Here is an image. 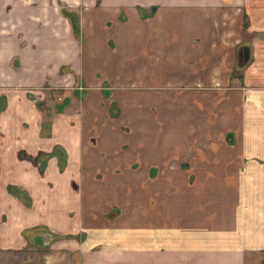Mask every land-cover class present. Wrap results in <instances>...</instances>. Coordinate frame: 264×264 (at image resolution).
Wrapping results in <instances>:
<instances>
[{"label": "crops", "instance_id": "crops-1", "mask_svg": "<svg viewBox=\"0 0 264 264\" xmlns=\"http://www.w3.org/2000/svg\"><path fill=\"white\" fill-rule=\"evenodd\" d=\"M64 64L96 126L74 130L67 102L59 144L84 208L71 220V178L34 163L57 143L29 95ZM40 225L59 236L49 247L22 235ZM262 252L264 0H0V264H255Z\"/></svg>", "mask_w": 264, "mask_h": 264}, {"label": "rangeland", "instance_id": "rangeland-1", "mask_svg": "<svg viewBox=\"0 0 264 264\" xmlns=\"http://www.w3.org/2000/svg\"><path fill=\"white\" fill-rule=\"evenodd\" d=\"M7 10L9 11V9H7ZM65 10H68V8H65ZM62 15L65 18H67L63 13H62ZM77 17H78V24H79V37L76 38L73 35V33H72V35L78 41H81L83 38V36H82L83 33L80 29L79 16L77 15ZM69 24H70V22H69ZM70 27H71V24H70ZM11 63H12V67L15 70L20 69L21 61H20L19 56H13ZM33 84L34 85L32 86V91H30L29 95H30V99L32 100V104L34 106H36V110L38 111V115L41 117L40 135L43 138H47V137L52 138V142L57 143V144H55L54 147H58L61 149V151L59 152L60 153V159H61L62 163L65 164V166L62 170L63 171L62 176L71 178L70 182L68 183V189L65 191V196H67V199L69 201L68 211H69V217L71 220L72 218H75L76 216H78V213H83V210H84V208H82L78 204L79 197L77 196L80 194L79 191H80V184H81L82 175H79L78 173H73L70 170V167H66L67 166L66 151H65L64 147L61 144H59L60 143L59 135L60 136L63 135V133H61L62 132V123H61L62 115L61 114H62V112H65L64 107L67 104V102H69V104H70L72 102L71 100H75V102H72L73 105L70 106V108H69V114H70L69 123L71 124L72 128H74V130H78L81 133H88L89 135H91V133L96 132V126H92V125L89 126L87 123V120H85L84 116H83L85 111L82 108V105H83L82 102L85 100V95L87 92L85 88H87V87H86V85H84V83L82 81L78 80V78L76 79L75 72H72L71 66L67 65V64H64L62 69H60V71L57 75L56 83H54V84H49L48 82L40 83L38 80H35L33 82ZM1 107H3V110H4V108L6 107L5 102L2 103ZM132 109H133V107H130V106H128L127 108L124 107V113H125V115H128L127 121L129 123L132 120L136 121L138 119L137 117H135L131 114ZM109 112H110V117L111 116L116 117L120 113V110L117 106H115V107H110ZM138 121H140V120H138ZM54 147H53V149H54ZM50 153H51V151L49 153H46V154H50ZM41 157H42L41 160H39L38 163L36 164L38 169H40V166L42 167V169L47 168L50 161L51 162L56 161L55 157H53V156L51 158H48V159H46V157H43V155H41ZM64 157H65V159H64ZM43 172H42V174H43ZM52 184H54V182L49 180V185L52 186ZM60 190H61V192L64 193L63 183H61ZM65 196H62V197H65ZM27 201H28V203L26 205L30 206L29 198H27ZM96 202H97V204H101V202L98 200ZM23 204H24V202H23ZM71 207H73L74 210L73 209L71 210ZM101 207H103V206H101ZM97 208H99V207H91L90 206L88 209L89 210H95ZM118 212H119V209L115 207L114 210H112V216ZM108 216H110V215H108ZM42 226L43 225H40V227L31 229V230H29V229L24 230L25 232L35 230V231H32L33 232L32 237H35L34 239H32V242H29L25 238V240L27 241L29 246H32V247H49L50 245L49 246H46V245L50 244V241L52 239H54V238H55V240L58 239L59 236L54 235V234H51V236H50L46 231L47 229L45 227H42ZM263 254H264V252L260 253L261 257L258 259V261H260L261 263H259L258 261H252V263L264 264Z\"/></svg>", "mask_w": 264, "mask_h": 264}, {"label": "trees", "instance_id": "trees-1", "mask_svg": "<svg viewBox=\"0 0 264 264\" xmlns=\"http://www.w3.org/2000/svg\"><path fill=\"white\" fill-rule=\"evenodd\" d=\"M61 12L68 18L70 24H71V31L73 33V35L78 38L79 37V24H78V17L74 12H70L68 10H65V8L61 9ZM61 149L58 147H54V149L52 150V152L49 154V157L55 156L57 158L58 161V167L59 170L62 171L65 164L62 163L61 159H60V152ZM42 155V154H40ZM38 156V155H37ZM36 156V158H37ZM65 159V157H64ZM36 159H34V163H35ZM9 191L10 193H12L13 195L17 196L18 198H20L22 200V202H24V204H27V196L20 190H18L16 187L14 186H10L9 187ZM35 231V230H32ZM32 231H27V232H22V235L29 241L32 242Z\"/></svg>", "mask_w": 264, "mask_h": 264}, {"label": "flooded vegetation", "instance_id": "flooded-vegetation-1", "mask_svg": "<svg viewBox=\"0 0 264 264\" xmlns=\"http://www.w3.org/2000/svg\"><path fill=\"white\" fill-rule=\"evenodd\" d=\"M76 15H77V14H76ZM51 152H52V151H51ZM40 154H42L43 157H46V159L51 158V157H49V156H50L49 154H46V153H39L38 156H37V158H36V161H35L36 164H37L38 161L41 160V158H42ZM53 157H55V156H53ZM55 159H56V164L58 165L57 158L55 157ZM66 161H67V159H66ZM58 168H59V167H58ZM40 171H44V169H42L41 166H40ZM46 231H47V233L51 236V234L48 232V230H46ZM51 238H52V237H51ZM54 240H55V238L52 239V240L50 241V243H52ZM47 245H48V244H47Z\"/></svg>", "mask_w": 264, "mask_h": 264}, {"label": "water", "instance_id": "water-1", "mask_svg": "<svg viewBox=\"0 0 264 264\" xmlns=\"http://www.w3.org/2000/svg\"><path fill=\"white\" fill-rule=\"evenodd\" d=\"M239 57L244 63L248 61V53H244L243 55H240Z\"/></svg>", "mask_w": 264, "mask_h": 264}]
</instances>
